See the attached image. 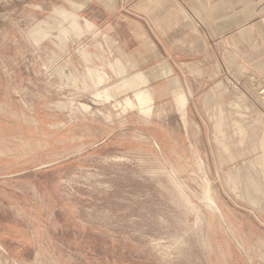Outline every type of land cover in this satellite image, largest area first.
<instances>
[{
    "label": "rangeland",
    "instance_id": "rangeland-1",
    "mask_svg": "<svg viewBox=\"0 0 264 264\" xmlns=\"http://www.w3.org/2000/svg\"><path fill=\"white\" fill-rule=\"evenodd\" d=\"M99 42L53 0H0V264H263L212 179L240 132L149 123ZM223 79L218 103L252 106Z\"/></svg>",
    "mask_w": 264,
    "mask_h": 264
},
{
    "label": "crops",
    "instance_id": "crops-1",
    "mask_svg": "<svg viewBox=\"0 0 264 264\" xmlns=\"http://www.w3.org/2000/svg\"><path fill=\"white\" fill-rule=\"evenodd\" d=\"M53 1L92 25L100 39L95 47H112L108 74L118 79L115 89L145 108L149 123L167 126L178 116L190 145L198 140L188 136L192 126L198 135L208 124L214 132L220 126L240 132L236 146L248 155L230 158L236 167H214L212 179L221 210L228 219L236 213L237 240L264 264V103L255 88L264 80V0ZM54 13L70 18L61 9ZM224 72L251 107L228 109L216 101L227 91L218 86Z\"/></svg>",
    "mask_w": 264,
    "mask_h": 264
},
{
    "label": "built area",
    "instance_id": "built-area-1",
    "mask_svg": "<svg viewBox=\"0 0 264 264\" xmlns=\"http://www.w3.org/2000/svg\"><path fill=\"white\" fill-rule=\"evenodd\" d=\"M255 88H256V93L258 97L264 103V80L261 82H258Z\"/></svg>",
    "mask_w": 264,
    "mask_h": 264
},
{
    "label": "bare ground",
    "instance_id": "bare-ground-1",
    "mask_svg": "<svg viewBox=\"0 0 264 264\" xmlns=\"http://www.w3.org/2000/svg\"><path fill=\"white\" fill-rule=\"evenodd\" d=\"M211 205V204H210Z\"/></svg>",
    "mask_w": 264,
    "mask_h": 264
}]
</instances>
